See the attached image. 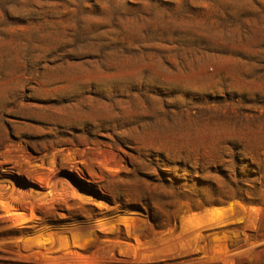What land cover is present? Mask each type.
<instances>
[{"label":"rangeland","instance_id":"374dc122","mask_svg":"<svg viewBox=\"0 0 264 264\" xmlns=\"http://www.w3.org/2000/svg\"><path fill=\"white\" fill-rule=\"evenodd\" d=\"M0 264H264V0H0Z\"/></svg>","mask_w":264,"mask_h":264}]
</instances>
